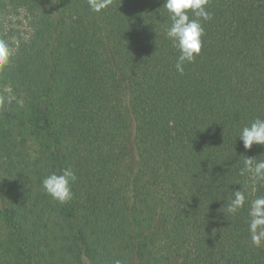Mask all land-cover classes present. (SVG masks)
<instances>
[{"label":"trees","instance_id":"trees-1","mask_svg":"<svg viewBox=\"0 0 264 264\" xmlns=\"http://www.w3.org/2000/svg\"><path fill=\"white\" fill-rule=\"evenodd\" d=\"M164 2L0 0V27L31 26L0 67V264H264L247 214L264 182L240 175L264 147L239 140L264 118V0H210L182 75ZM6 124L25 136L15 147ZM26 134L42 150L29 171L12 156ZM67 167L78 179L60 204L42 180Z\"/></svg>","mask_w":264,"mask_h":264},{"label":"clouds","instance_id":"clouds-1","mask_svg":"<svg viewBox=\"0 0 264 264\" xmlns=\"http://www.w3.org/2000/svg\"><path fill=\"white\" fill-rule=\"evenodd\" d=\"M90 9L95 13H101L107 9L112 0H88ZM210 0H165L163 8L167 10L170 26L166 30V37L172 46L179 52L175 64L176 71L181 75L184 66L196 61L202 54L204 37L206 35L203 22L212 18L209 11ZM12 50L6 42L0 41V67L9 65ZM246 152H250L254 145L264 147V118L254 119L250 125L243 127L239 134ZM243 167L241 176H247L253 185L264 182V159H258L247 155H241ZM78 177L71 167L61 169L59 173L52 172L42 180V187L47 195L60 204L72 200V185ZM248 203L245 189L234 190L233 196L227 205V213L235 215ZM247 214L249 217L248 230L253 244L259 246L264 240V196H257L251 200ZM114 264H121L116 260Z\"/></svg>","mask_w":264,"mask_h":264},{"label":"rangeland","instance_id":"rangeland-1","mask_svg":"<svg viewBox=\"0 0 264 264\" xmlns=\"http://www.w3.org/2000/svg\"><path fill=\"white\" fill-rule=\"evenodd\" d=\"M12 17H8V19L0 27V35H5L6 38L8 36V40L6 43L12 50V53H14L15 50L19 52L21 49L27 46V41L29 39V36L31 35V26L23 18L22 15H19L18 17L14 16L13 18ZM10 96L16 97L13 91H11ZM6 127L11 137L10 142L14 144V147L16 146L18 141L25 138V136L23 134H20L19 131L16 130V128H13L7 124ZM26 136L27 138L23 146L25 148H18V150H15L13 152L12 156L13 158H16L17 154L23 156L24 161H26L28 164L27 168L29 171L30 169H32V167H34L35 161L37 159H42V150L41 147L37 143H35L33 138L29 137L28 134H26ZM16 159L18 160V158ZM18 161L22 164L21 160ZM0 189L2 191L7 190V178L4 176L0 177ZM1 233L2 230L0 229V234Z\"/></svg>","mask_w":264,"mask_h":264}]
</instances>
